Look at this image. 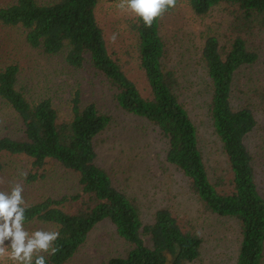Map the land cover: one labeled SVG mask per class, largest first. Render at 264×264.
<instances>
[{
  "label": "trees",
  "instance_id": "16d2710c",
  "mask_svg": "<svg viewBox=\"0 0 264 264\" xmlns=\"http://www.w3.org/2000/svg\"><path fill=\"white\" fill-rule=\"evenodd\" d=\"M97 2L16 0L0 6V23L23 28L28 45L45 54L65 51L69 66L78 68L89 60L106 78L117 105L145 118L158 130L165 140L166 161L187 178L206 210L237 220L241 238L234 264H262L264 197L245 144L256 119L250 105H232L231 91L237 72L258 58L247 39L264 29V0H187L196 16H205L219 5L227 6L232 15L223 41L215 35L206 36L200 54L209 84L207 113L231 171L230 189L225 191L218 190L208 178L196 127L178 99V79L164 65L161 18L151 28L135 17L131 22L139 67L148 87L143 95L108 51L96 19ZM18 71L14 63L0 70V98L23 125L21 138L0 136V172L4 155H23L37 168L47 161L59 164L76 174L79 185L75 194L25 205L24 224L43 222L60 233L55 242L60 251L48 256L47 264L66 263L102 220L110 221L117 235L131 246L124 256L112 257L107 264H185L197 259L201 246L198 235L183 230L167 208L157 209L153 221L143 223L135 200L115 188L108 173L97 165L94 139L109 126L111 117L93 103L82 106L76 92L70 100L69 117L60 120L49 98L30 101L15 87Z\"/></svg>",
  "mask_w": 264,
  "mask_h": 264
},
{
  "label": "rangeland",
  "instance_id": "374dc122",
  "mask_svg": "<svg viewBox=\"0 0 264 264\" xmlns=\"http://www.w3.org/2000/svg\"><path fill=\"white\" fill-rule=\"evenodd\" d=\"M15 1L0 0V6ZM119 2L98 0L96 19L109 53L140 92L147 95L148 87L139 67L137 39L131 28L134 15L121 11L117 7ZM231 17L224 5L215 6L205 16H196L187 0H178L177 7L160 20L164 65L178 79V99L196 127L208 178L218 190L224 191L230 189L231 171L207 113L209 84L200 54L206 36L215 35L223 41L224 34L229 33ZM247 42L258 58L253 65L237 72L231 103L235 108L248 104L254 113L256 125L246 135L245 144L252 155L257 187L264 197V29L256 30ZM64 54L65 51L45 54L40 48L28 45L23 28L0 23V70L11 63L19 67L15 87L30 101L49 98L61 120L69 117L70 100L77 92L82 106L93 103L111 117L109 126L94 139L96 163L108 173L115 188L135 200L142 222H152L157 209L167 208L183 230L201 238L199 256L185 264H234L241 238L237 220L206 210L191 191L187 178L166 161L165 140L158 130L145 118L127 113L117 105L106 78L89 60L76 68L65 62ZM0 136H23L22 122L1 98ZM2 161L0 190L10 191L13 184L20 183L25 205L79 192L76 174L53 161L39 168L23 155H4ZM24 227L30 234L36 230H54L50 224L39 221ZM4 243L10 252V241ZM130 247L117 235L110 221L102 220L64 264H107L112 257L124 256ZM2 264L13 262L5 256Z\"/></svg>",
  "mask_w": 264,
  "mask_h": 264
},
{
  "label": "clouds",
  "instance_id": "9594fccd",
  "mask_svg": "<svg viewBox=\"0 0 264 264\" xmlns=\"http://www.w3.org/2000/svg\"><path fill=\"white\" fill-rule=\"evenodd\" d=\"M177 3L178 0H120L117 7L132 13L145 28H151L154 21L175 9ZM112 39L115 40V34ZM23 191L20 183L13 184L10 191L0 190V264L5 256L13 264H47V257L60 251L55 246L60 233L36 230L30 234L25 230ZM6 240L10 241V252L5 246Z\"/></svg>",
  "mask_w": 264,
  "mask_h": 264
},
{
  "label": "water",
  "instance_id": "95a60500",
  "mask_svg": "<svg viewBox=\"0 0 264 264\" xmlns=\"http://www.w3.org/2000/svg\"><path fill=\"white\" fill-rule=\"evenodd\" d=\"M169 257V256H168Z\"/></svg>",
  "mask_w": 264,
  "mask_h": 264
}]
</instances>
